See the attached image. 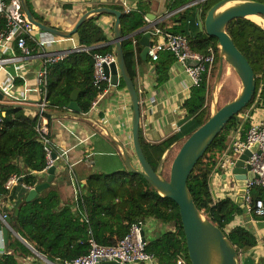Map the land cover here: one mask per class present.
<instances>
[{
    "label": "trees",
    "instance_id": "trees-1",
    "mask_svg": "<svg viewBox=\"0 0 264 264\" xmlns=\"http://www.w3.org/2000/svg\"><path fill=\"white\" fill-rule=\"evenodd\" d=\"M26 1L28 4L29 0ZM188 1L176 0L171 7ZM218 1L209 0L188 7L170 18L172 25L169 31L186 36L194 51L208 54L211 50L214 59L210 70L202 74L201 82L190 88L189 96L182 102L185 114L176 131L162 139L150 141L144 136L142 127L139 128V144L145 159L161 176L162 161H169V154L170 157L175 156L171 154L172 147L176 144L181 146L211 114L212 88L221 52L217 39L199 29L198 19L204 20L207 11ZM254 1L264 3V0ZM28 7L37 21L49 26L30 5ZM110 7L121 11V47L127 74L136 88L137 67L146 71L149 61L148 58L142 59L143 46L140 43L144 35L142 28L146 25V12L141 2L137 9L130 11H123L118 5ZM100 15L101 13L95 14L85 19L72 36L78 44L92 46L93 52H115L114 46L108 43L109 38L97 23ZM5 23V17L0 15V30L4 29ZM158 25L166 26L165 22ZM226 31L253 69L255 91L246 107L225 123L198 158L188 176L187 189L200 214L230 243L238 264V254L255 247L257 238L243 225L231 226L234 217L242 215L245 210L229 196L214 198L210 183L212 174L220 171L217 164L227 151V139L231 131L243 122L239 114L253 105H264V28L250 19L236 17L227 22ZM131 35L136 39L134 45ZM27 44L33 46L29 39ZM175 62L172 52L159 53L158 59L153 62L155 86H161L168 81L170 68ZM118 85L125 87L122 79ZM107 87V84H103L96 88L93 84L91 54L72 53L48 67L43 116L49 120L54 112H68L74 90H78L76 102L80 109L79 114H87L97 95ZM247 124L241 129L242 135ZM35 126V114L13 103L0 102V200L3 205L14 198L11 191L14 185L10 189L5 188L10 176L16 175L18 185H23L28 191L40 182L38 173L46 170L48 159ZM80 190L75 211L68 204L60 205L59 194L53 189L43 190V193L30 201H26V196H23L13 202V207L6 212L11 218V228L48 260L66 264L88 252V239L91 236L101 245H116L129 232L131 224L153 218L167 225L169 229L147 238L145 250L154 255L157 264H178L179 259L184 260L185 264H191L177 205L169 197L160 194L142 174L130 168L93 172L80 185ZM251 195L254 199L263 198L264 188L254 187ZM16 208L19 209L17 214ZM252 216L257 220H264V215ZM4 248L0 255V264H20L19 257L32 259L30 264H47L34 255L11 231L7 234Z\"/></svg>",
    "mask_w": 264,
    "mask_h": 264
},
{
    "label": "crops",
    "instance_id": "crops-1",
    "mask_svg": "<svg viewBox=\"0 0 264 264\" xmlns=\"http://www.w3.org/2000/svg\"><path fill=\"white\" fill-rule=\"evenodd\" d=\"M176 0H29L32 10L41 17L49 26L68 34L78 20L88 12L87 18L95 14L94 9L111 8L121 6L137 9L141 2L147 14H153L154 20L165 22L171 26V17L165 18L169 11L177 7H171ZM190 1V0H189ZM27 2V1H26ZM186 3V2H185ZM184 4V3H183ZM113 9V8H111ZM114 22L115 16L108 12H102L97 23L101 26L109 44L114 46ZM146 25H150L147 23ZM38 36V33H34ZM73 35V34H72ZM59 36L62 40L56 44L63 47L68 44L69 38L77 43L73 36ZM55 45V46H56ZM37 49H35V52ZM6 55L4 49L1 50ZM19 54L18 50H15ZM1 53V54H2ZM9 52H7V55ZM40 60L36 57H26L20 64H8L0 68V82L8 84L13 78L11 93L26 102L34 105L39 101L40 95L36 87V70ZM147 70L142 71L137 67L135 81L140 104V126L144 136L150 141H156L176 131L179 122L185 112L182 102L189 96L190 88H186L189 79L183 70V66L174 63L169 71V79L161 86H155V77L147 78L150 68L147 62ZM121 77H119V80ZM132 100L125 87L110 85L96 100L95 106L87 114H76L69 110L54 116L49 124V137L52 150L55 152L67 151L68 165L65 161H59L55 169V175L47 189H53L59 194L60 205L68 204L73 211L77 209L76 188L85 183L87 177L93 172H110L118 169H139L132 140ZM229 138L227 139V144ZM46 170L38 173L40 182L46 178ZM232 182L228 184L227 182ZM211 190L214 198H223L228 192L229 185L233 181L226 175L215 174L211 176ZM46 189V190H47ZM29 190V189H28ZM13 199L4 202V207L9 211L13 202L26 196L27 190L23 185L15 184L12 189ZM45 191V190H44ZM43 191V192H44ZM23 192V193H22ZM42 192V193H43ZM18 193V194H17ZM6 211V212H7ZM144 230L147 238H152L169 227L156 219L148 218L144 222ZM243 225L253 232L257 238V244L250 250L239 253L238 264L264 263V220H257L251 214L244 212L234 217L231 226ZM5 240L0 230V255L4 251ZM30 259V258H29ZM28 258L19 257L30 264Z\"/></svg>",
    "mask_w": 264,
    "mask_h": 264
},
{
    "label": "built area",
    "instance_id": "built-area-1",
    "mask_svg": "<svg viewBox=\"0 0 264 264\" xmlns=\"http://www.w3.org/2000/svg\"><path fill=\"white\" fill-rule=\"evenodd\" d=\"M209 0H190L173 11L167 12L165 18L173 16L175 13L183 11L188 7L206 2ZM133 10L126 8L125 11ZM0 15L5 17L6 23L4 29L0 30V68H4L8 64H20V61L26 57H36L40 63L36 70V87L40 95L39 101L34 105L26 102L25 98L21 99L11 93L13 78L11 81L3 85L0 82V91L3 94V99L0 102H8L13 104H22L32 106L35 109L25 108L27 112L36 115V131L40 141L44 145V150L48 159L46 169L52 165L53 159L50 154L53 151L50 145L49 124L51 119L43 116L46 105L47 93V78L48 67L56 63L72 53L85 52L91 54L93 60V84L96 88H100L103 84L111 85L109 76L106 75L105 68L111 64L117 63L116 52L99 53L93 52L92 46H85L74 43L72 38H69L68 44L63 47H57L62 38L50 32L40 30L34 25L25 15L20 0H0ZM144 19L150 25H145L142 30L144 35L150 33V46L147 52L150 68L147 78L155 77L153 62L158 59L159 53L162 51H170L176 58V63L183 66L189 83L186 88L196 86L201 82L202 74L210 70L213 63L214 55L210 50L208 54L194 51L190 48L189 40L186 36L169 31V26L160 27L159 21H153L148 16L144 15ZM37 32L38 36L34 33ZM134 45L136 39L132 37ZM30 40L33 46L28 45ZM56 45V46H55ZM4 49L6 55L1 52ZM35 49L37 51L35 52ZM19 51V54L15 52ZM7 52L9 54L7 55ZM2 53V54H1ZM188 60L195 62L194 65L187 63ZM104 89L100 92L93 101L91 109L95 106L96 100L105 92ZM239 118L244 120L247 118V127L242 135L240 126L232 130L229 135V143L227 151L221 156L218 161L220 171L215 174L226 175L234 185H229L226 196L235 199L238 186L235 185L232 169L235 166L239 156L244 150H251L252 146L257 145L255 150L250 151L249 157L244 161V166L248 165L249 171L255 173L257 177L252 180L246 178L244 184L245 193L243 195L244 210L246 213L256 216L264 215V197L254 199L251 195V189L254 187L264 188V105L251 106L245 112L239 114ZM241 125V124H240ZM67 151L56 152L55 160L67 161ZM18 177L12 175L5 183V188L10 189L17 183ZM81 190L78 185L76 188V201L80 196ZM4 207L0 200V220L9 231L16 233L6 221L7 213L2 211ZM78 207V205L76 206ZM144 222L138 220L131 224L129 232L123 236L116 245H101L91 236L88 239L89 249L85 255L76 257L66 264H101L104 261H117L119 264H157L152 253L145 250L146 233L144 230ZM31 251L36 255V251L31 247ZM39 257V256H38ZM40 258V257H39ZM178 264H185L184 260L179 259Z\"/></svg>",
    "mask_w": 264,
    "mask_h": 264
},
{
    "label": "water",
    "instance_id": "water-1",
    "mask_svg": "<svg viewBox=\"0 0 264 264\" xmlns=\"http://www.w3.org/2000/svg\"><path fill=\"white\" fill-rule=\"evenodd\" d=\"M225 0H219L216 2L206 13L204 20L198 19V26L200 30H204L208 36L214 37L217 39L218 47L220 48L221 54H225L230 60L238 67L241 72V81L242 89L241 93L231 101L222 105L215 112H212L205 123L195 129L181 144L175 156L172 159L169 169V175L167 178L161 177L147 162L145 156L142 152V149L139 144V128H140V104L139 96L137 90L134 86V83L129 78L124 56L121 47L122 36L120 34V15L121 11L111 8H97L94 9V12L102 13L108 12L115 16L114 22V36L113 42L115 44V52L117 55V63L111 64L109 67L105 68L106 75L110 78L111 85H118L119 77L124 81L125 86L130 94L132 100V127H131V140L132 146L136 155V158L139 162V169L130 168L131 170L142 174L147 181H149L155 188L159 186L166 190L164 196L169 197L178 207L180 220L182 224V229L185 237V244L187 248V255L191 264H203L199 257L197 256L195 248V233L199 227L200 212L197 210L194 205L190 194L187 189V179L188 176L195 165L198 158L203 154L208 145L212 142L215 136L220 132L225 123L229 121L233 116L238 114L246 105L251 101L252 96L255 91V79L253 69L246 59V57L239 51L235 46L232 38L226 31V24L229 20L236 17L247 18L246 15L257 14L260 17L264 18V3L254 1V0H245L246 2L242 5L235 6L223 10L219 14L215 15V10L223 4ZM22 9L27 16V18L36 25L40 30L50 32L56 36L67 35L71 36L76 32L80 24L87 19V14L83 15L78 22L75 24L74 28L68 34H62L61 31L43 24L37 21L31 14L30 9L27 5L26 0H20ZM150 19H153L155 16L153 14H147ZM249 19V18H247ZM140 43L143 48L141 50V57L143 60L147 59V52L150 46V33H146L142 36ZM221 57V55H220ZM188 64L194 65L195 62L188 60ZM78 90H74L71 94V102L68 104V109L73 111L76 114H79L80 109L76 102ZM3 99V94L0 91V101ZM23 108L35 109L32 106L15 104ZM48 113V112H47ZM61 113H52V115H60ZM247 123V118L241 123L240 129H242ZM201 144L199 151L194 155L188 164L185 163V160L192 150L193 147ZM257 145L252 146L251 150H255ZM251 150H244V152L239 156V159L236 161L235 166L232 169V175L235 182V185L238 186L235 196V203L238 204L241 208H244L243 195L245 193L244 184L246 178L252 180L254 177H257L255 173L249 171V166H244V161L249 157ZM53 163L46 169V178L44 181L37 183L35 186L31 187L26 194V201L32 200L37 195H40L43 190L49 187V184L52 182L55 169L59 164L58 160H55L56 152L52 151L50 154ZM157 190V188H156ZM158 191V190H157ZM163 195V194H162ZM3 212L7 211L6 207L2 208ZM19 211L18 208L15 209V214ZM6 221L10 224L11 218L6 216ZM211 224V223H210ZM212 225V224H211ZM213 226V225H212ZM214 227V226H213ZM216 228V227H215ZM217 229V228H216ZM0 230L2 231L3 239L6 240L9 229L3 225L0 220ZM222 241H227L221 232L217 229ZM16 236L24 243L28 248L31 249V246L22 239L19 235ZM228 242V241H227ZM229 243V242H228ZM230 245V243H229ZM231 247V245H230ZM40 259L47 264H60L48 260L45 256L39 254L36 251ZM228 264H236L235 262V251L231 247V253L228 254L226 251H223ZM101 264H119L117 261H104Z\"/></svg>",
    "mask_w": 264,
    "mask_h": 264
},
{
    "label": "bare ground",
    "instance_id": "bare-ground-1",
    "mask_svg": "<svg viewBox=\"0 0 264 264\" xmlns=\"http://www.w3.org/2000/svg\"><path fill=\"white\" fill-rule=\"evenodd\" d=\"M245 2V0H225L223 4L215 10L214 14L217 15L223 10L242 5ZM246 17L264 28V18L260 17L257 14H248L246 15ZM222 57L228 63H232L230 58H228L225 54H223ZM240 93L241 91H239L238 95ZM200 147L201 144L192 148L185 160L186 164L191 161L194 155L199 151ZM156 188L160 194H166V190H164L163 188L159 186H156ZM195 248L197 256L203 264H228L223 251H226L228 254L231 253V247L229 243L220 239V235L217 229L213 227L203 216H200L199 227L195 233Z\"/></svg>",
    "mask_w": 264,
    "mask_h": 264
},
{
    "label": "rangeland",
    "instance_id": "rangeland-1",
    "mask_svg": "<svg viewBox=\"0 0 264 264\" xmlns=\"http://www.w3.org/2000/svg\"><path fill=\"white\" fill-rule=\"evenodd\" d=\"M220 55H221V60H220V64H219V68H218L215 80L213 82V88H212V101L210 104L211 113L215 112L216 109H218L222 105L226 104L228 101L236 98L239 91H241V89H242L240 70L238 69V67L233 62L228 63L225 59H223L222 54H220ZM222 66H223V68H222ZM221 68H222V70H221ZM220 70H221V73H220ZM179 147H180V145H178V144L174 145L172 147V150H171L172 153L171 154L175 155L176 152L178 151ZM169 155H168L169 161L168 160L162 161V164H161V170L163 172L161 177H163V178L168 177L170 164H171L172 159L174 157V156L170 157ZM227 183L231 184L232 182L228 181ZM233 185H234V183H233ZM29 260L31 261L32 259H29ZM20 261H21V264H27V263H24V262H26L24 260H20Z\"/></svg>",
    "mask_w": 264,
    "mask_h": 264
}]
</instances>
